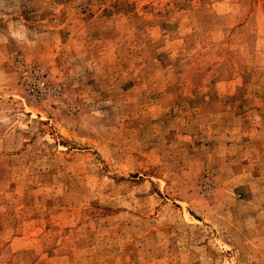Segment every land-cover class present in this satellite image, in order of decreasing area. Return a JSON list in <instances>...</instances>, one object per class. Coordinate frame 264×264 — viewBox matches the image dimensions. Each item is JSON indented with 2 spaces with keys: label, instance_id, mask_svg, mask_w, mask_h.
Segmentation results:
<instances>
[{
  "label": "rangeland",
  "instance_id": "obj_1",
  "mask_svg": "<svg viewBox=\"0 0 264 264\" xmlns=\"http://www.w3.org/2000/svg\"><path fill=\"white\" fill-rule=\"evenodd\" d=\"M0 264H264V0H0Z\"/></svg>",
  "mask_w": 264,
  "mask_h": 264
},
{
  "label": "built area",
  "instance_id": "obj_2",
  "mask_svg": "<svg viewBox=\"0 0 264 264\" xmlns=\"http://www.w3.org/2000/svg\"><path fill=\"white\" fill-rule=\"evenodd\" d=\"M41 84H43V85H44V84H46V82L43 80V81H41Z\"/></svg>",
  "mask_w": 264,
  "mask_h": 264
}]
</instances>
